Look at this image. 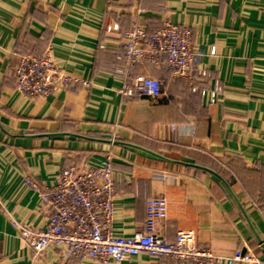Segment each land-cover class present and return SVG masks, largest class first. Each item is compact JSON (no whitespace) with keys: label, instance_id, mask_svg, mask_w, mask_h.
<instances>
[{"label":"crops","instance_id":"obj_1","mask_svg":"<svg viewBox=\"0 0 264 264\" xmlns=\"http://www.w3.org/2000/svg\"><path fill=\"white\" fill-rule=\"evenodd\" d=\"M135 18L148 33L165 22L189 28L207 79L189 84L164 66L142 64L133 75L163 80L160 94L121 96L123 80L113 74L123 64L119 37ZM114 22L118 32L107 34ZM46 50L90 85L21 97L13 79L18 57ZM106 152L113 155L116 236L140 229L145 199L163 195L168 240L191 230L198 246L217 255L250 251L264 264L257 241L264 245V0H0V264H59L52 251L33 258L11 225H43L24 178L49 187L62 168L95 167ZM211 164L226 185L190 166ZM108 264L176 263L140 253Z\"/></svg>","mask_w":264,"mask_h":264},{"label":"built area","instance_id":"obj_2","mask_svg":"<svg viewBox=\"0 0 264 264\" xmlns=\"http://www.w3.org/2000/svg\"><path fill=\"white\" fill-rule=\"evenodd\" d=\"M138 14V11H137ZM116 22L106 26L107 34L118 32ZM191 31L169 22L154 32H146L135 18L128 31L120 35L123 64L113 74L123 80L118 93L123 97H142L155 100L163 87V80L133 75L137 65L150 64L166 67L169 77L193 84L195 77L207 79L197 68L198 55L191 49ZM210 54H214L211 47ZM17 93L23 98L44 99L71 84L88 87L64 68L48 50L37 55L19 56L13 70ZM194 90V87H192ZM219 91L211 93L215 101ZM113 155L106 152L95 167L72 164L62 168L54 183L40 187L29 177L26 186L38 197V211L43 225L11 221V225L26 244L33 258L47 251L55 254L56 262L88 259L95 264L121 262L140 253L154 258H169L176 264H262L250 251L235 250L230 256L215 254L209 247L198 246L191 230L178 231L173 240L164 232L167 202L163 195L145 199L142 227L128 236H116L112 223L117 214L113 179ZM162 178L173 179L169 175Z\"/></svg>","mask_w":264,"mask_h":264},{"label":"water","instance_id":"obj_3","mask_svg":"<svg viewBox=\"0 0 264 264\" xmlns=\"http://www.w3.org/2000/svg\"><path fill=\"white\" fill-rule=\"evenodd\" d=\"M127 147L130 148L131 150H133L135 153H137L141 157H144V158H147V159H150V160H154V161H168L166 158H164V157H162V156H160L158 154H155V153H152L150 151L144 150V149L139 148L137 146L128 145ZM190 166L194 167L196 169L203 170V171L213 175L214 177H216L219 180H221L223 184H225V182L214 171H212L210 169H207V168L198 167V166H195V165H190ZM257 241L259 242V244H261L263 246L262 248H264V245L259 240H257Z\"/></svg>","mask_w":264,"mask_h":264},{"label":"trees","instance_id":"obj_4","mask_svg":"<svg viewBox=\"0 0 264 264\" xmlns=\"http://www.w3.org/2000/svg\"><path fill=\"white\" fill-rule=\"evenodd\" d=\"M208 169H210V170H212L214 172H218L219 171L218 168L216 166L212 165V164L210 165V167Z\"/></svg>","mask_w":264,"mask_h":264}]
</instances>
